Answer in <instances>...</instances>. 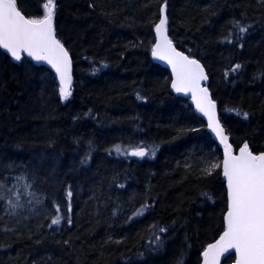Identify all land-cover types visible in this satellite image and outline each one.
Here are the masks:
<instances>
[{"label": "trees", "instance_id": "1", "mask_svg": "<svg viewBox=\"0 0 264 264\" xmlns=\"http://www.w3.org/2000/svg\"><path fill=\"white\" fill-rule=\"evenodd\" d=\"M14 1L52 17L73 83L64 99L47 66L0 50V264H201L226 229L223 155L153 57L155 30L166 14L234 151L259 154L264 0Z\"/></svg>", "mask_w": 264, "mask_h": 264}, {"label": "water", "instance_id": "2", "mask_svg": "<svg viewBox=\"0 0 264 264\" xmlns=\"http://www.w3.org/2000/svg\"><path fill=\"white\" fill-rule=\"evenodd\" d=\"M0 50L15 62L28 58L47 66L56 74L63 98L69 96L73 60L58 39L51 16L34 21L14 0H0ZM152 55L169 71L172 91L190 100L222 150L221 170L228 198L226 229L202 252L201 264H226L232 255L234 261L228 264H264V152L255 154L247 145L234 152L209 89L207 71L170 39L166 14L156 27ZM130 155L142 158L146 152L133 150Z\"/></svg>", "mask_w": 264, "mask_h": 264}, {"label": "bare ground", "instance_id": "3", "mask_svg": "<svg viewBox=\"0 0 264 264\" xmlns=\"http://www.w3.org/2000/svg\"><path fill=\"white\" fill-rule=\"evenodd\" d=\"M132 152V151H131ZM146 152V151H145ZM131 154V153H130ZM131 156V155H130Z\"/></svg>", "mask_w": 264, "mask_h": 264}, {"label": "rangeland", "instance_id": "4", "mask_svg": "<svg viewBox=\"0 0 264 264\" xmlns=\"http://www.w3.org/2000/svg\"><path fill=\"white\" fill-rule=\"evenodd\" d=\"M48 14H50L49 12H47Z\"/></svg>", "mask_w": 264, "mask_h": 264}]
</instances>
